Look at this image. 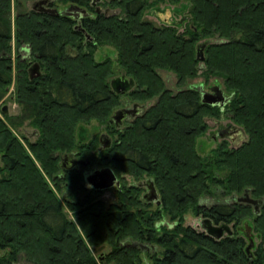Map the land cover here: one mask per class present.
<instances>
[{
    "label": "trees",
    "instance_id": "16d2710c",
    "mask_svg": "<svg viewBox=\"0 0 264 264\" xmlns=\"http://www.w3.org/2000/svg\"><path fill=\"white\" fill-rule=\"evenodd\" d=\"M20 1L0 0V101L14 82L20 107L17 115L0 116V264L19 255L28 264H264V0L102 1L107 14L89 0H59L86 8L80 27L90 39L71 17L21 12ZM160 2L187 3V19L178 26L144 19ZM204 41L199 62L195 49ZM100 46L114 48L116 65L135 82L123 96L137 104L157 98L119 130L109 120L122 96L109 86L112 60H94ZM29 62L41 69L32 80ZM159 70L173 73L179 87L199 72L205 81L220 78L230 99L219 108L202 104L196 88L172 93ZM226 113L247 141L236 148L222 141L199 155L204 119ZM92 121L114 136L108 149L96 152L94 139L77 141ZM25 123L35 130L33 142L16 134ZM74 152L88 156L90 166L111 168L120 182L121 174L151 179L160 205L151 210L137 184L121 183L116 202L106 206L102 192L84 188L82 170H60V157ZM211 186L230 203L200 205V197L213 195ZM245 190L263 201L257 214L232 203ZM190 212L232 224L233 235L216 241L184 226ZM249 218L260 242L247 254L235 229ZM104 245L110 251L99 262L93 252Z\"/></svg>",
    "mask_w": 264,
    "mask_h": 264
},
{
    "label": "rangeland",
    "instance_id": "374dc122",
    "mask_svg": "<svg viewBox=\"0 0 264 264\" xmlns=\"http://www.w3.org/2000/svg\"><path fill=\"white\" fill-rule=\"evenodd\" d=\"M39 0H21L19 2V11L21 12H29L30 10H34L35 8L34 5L37 3ZM102 1H109V0H102ZM51 4L53 8H56L58 11L64 10L65 8L69 7V3H62L59 0H51ZM154 9L158 10V12H151L148 10L145 15L144 19H147L149 21L154 22L156 25H161V24H166L164 23L165 21L172 24H178L183 21L182 19H187L188 17V11H187V3L185 2H180L179 4L176 5H169L167 3H157L154 6ZM37 10V9H36ZM105 8L101 7V11H104ZM16 10L12 11L11 14V21H12V34H14V27H13V21L16 16ZM108 13V12H107ZM179 32L183 31V27L178 28ZM215 42H218V40H214ZM12 47H14V41L12 42ZM20 55L22 57H25L26 52L24 49L19 50ZM15 52L14 50L12 51V61H13V66L15 65ZM105 58H109L112 60L113 64V69H114V77L119 76L123 73L121 69L116 65L115 60H116V52L114 48L111 46H100L96 49L94 53V60L96 62H100L104 60ZM160 77L164 81L165 88L170 90L172 93H176L180 90H183L185 88H197L198 86H203L205 90H208L209 88L219 85L222 89L223 83L220 78H210L208 81H205L204 78L201 76L199 72V76L195 79L188 80L187 83L183 87L177 86V79L175 75L171 72L168 71H163L159 70L158 71ZM13 76H14V71H13ZM224 90V89H223ZM14 97V82L13 84L8 88L7 93L3 96L2 100L0 101V116L2 114V107L6 106L8 109V116H13L17 115L20 112V107L14 102L13 100ZM157 98H154L148 102L145 103H138L142 106H144L146 109L155 104ZM121 104L119 108H124V107H130L135 104L131 100L127 99L125 96L121 97L120 100ZM118 108V109H119ZM117 110V109H116ZM115 110V111H116ZM205 123L208 126V130L205 133L204 136L200 137L197 139L196 142V150L199 155L201 156H207L209 155L210 151L214 149L219 143L222 141H226L230 147L236 148L239 145H241L243 142L247 141V136L245 135L243 129L240 126L235 125L231 120H230V115L228 113L222 114L220 117L214 118V117H207L204 119ZM129 121H125L123 123L122 128L126 127ZM84 132L79 134L77 136V141L81 144L88 143L91 140H96L97 145H98V139L99 136L102 134H108L111 136L106 130L105 125H100L96 122H91L88 125H83ZM231 126L232 134L229 136H220L219 133L221 130H227V127ZM35 130L31 127L28 126L27 123H25L22 127L17 129L16 134L18 137L20 136H25L26 138L29 139V141L33 142L36 139V135H34ZM111 138L113 139L114 136L112 135ZM0 167H2L1 163V154H0ZM95 168L93 166H90L89 169ZM122 180L121 183L122 185L125 186H132L136 185L139 181H135L131 176L127 174H121ZM147 181V177H143L140 181ZM211 191L213 193L212 196H202L199 198V203L200 205H206V206H211L214 204H228L230 203L228 198H222L219 195V189H217L214 186H211ZM145 194V189L142 191V195ZM238 195V197H240ZM59 198H61V195H59ZM99 200L103 201V203L107 206L112 203L116 202V196L114 193V189H108L105 190L101 193L99 196ZM264 201V200H263ZM151 205V210H154L156 208L155 204L152 203ZM69 217H71L70 212H68L66 209L64 210ZM201 217H196L192 214V212L187 213L184 217V226H190L196 230L201 231L200 229V220ZM252 218H249L245 220L237 229H235V232L238 234V236H241L244 241L246 248L249 246V244L252 242L254 247L250 249V253H253L255 250V247L259 244L260 240L257 237V235L253 231V226H252ZM164 223L166 225H169L168 218L164 219ZM232 224L230 225V227ZM233 230V227H232ZM110 251L109 247L104 245L101 248L96 249L93 252L94 257L98 260L97 257L101 255H106ZM156 253L160 251V249H155ZM154 252V250H153ZM2 252H0V255ZM146 255L142 254V260L144 261L146 259ZM100 262V261H99ZM11 264H28L23 255H19L17 258V261ZM112 264V263H111Z\"/></svg>",
    "mask_w": 264,
    "mask_h": 264
},
{
    "label": "water",
    "instance_id": "95a60500",
    "mask_svg": "<svg viewBox=\"0 0 264 264\" xmlns=\"http://www.w3.org/2000/svg\"><path fill=\"white\" fill-rule=\"evenodd\" d=\"M101 0H92L91 6H96ZM39 7L37 9L39 12L47 13L54 16H65L71 17L74 19L77 24L75 29L82 31L85 35L86 39H90L89 35L80 27V21L84 17L89 15V12L80 6L70 4L69 7L65 8L64 10L58 11L56 8L51 7V0H39L35 4ZM34 8V7H33ZM96 13L101 12V8L98 6L95 7ZM104 14H107V11H103ZM166 24H170L168 22H164ZM209 42L204 41L196 45V59L199 62L204 61V49ZM27 74L30 80L38 77L41 75L40 65L37 62L31 63L29 62V67L27 69ZM109 86L113 93L116 95L123 96L135 88V82L132 78L121 74L119 76L113 77L109 80ZM200 95V101L202 104H206L209 106H217L219 108H223L229 101L230 96L226 95L224 90L219 86H213L207 90L203 88V86H198L196 88ZM144 106L139 105L137 103L132 105L130 109H117L112 114L109 124H114L117 128H119L122 124V121L130 116L135 117V112L137 113L138 108H142ZM8 109L6 106L2 107V114L7 115ZM138 114V113H137ZM111 139L108 135L102 134L99 136L98 145L99 148L97 149L98 152L108 149L111 146ZM66 159H70L68 163H66ZM90 165L89 157H85L84 160H77L72 157V154H64L60 157L59 161V168L60 170L70 171L72 168L75 167H82L85 168L86 166ZM83 176V185L84 188L87 190H94L103 192L108 189H119L121 186L120 180L115 175L114 171L109 167H99L93 168L92 170H84L82 172ZM147 192L143 195L142 199L147 203H154L156 206L160 205L158 191L155 188L153 181L151 179H147L146 182ZM231 201L240 204H247L252 205L254 207L253 211L255 214L258 213L260 206H262L263 201L258 199H253L249 197V190H245L241 197L232 196ZM200 229L203 231L207 236L213 238L214 240L218 241L224 237H229L233 235V231L230 225L227 224H219L215 225L212 221L208 218H202L200 220ZM253 243L251 242L249 246L246 248L247 254H249V250L253 247ZM103 255L98 257L99 261H102Z\"/></svg>",
    "mask_w": 264,
    "mask_h": 264
},
{
    "label": "flooded vegetation",
    "instance_id": "af4514ba",
    "mask_svg": "<svg viewBox=\"0 0 264 264\" xmlns=\"http://www.w3.org/2000/svg\"><path fill=\"white\" fill-rule=\"evenodd\" d=\"M91 1L92 0H89V4L91 5ZM102 2V0L99 2V3H101ZM99 3H97L96 4V6H99ZM96 6H93L94 8L96 7ZM34 8H37V9H39V7L38 6H36V5H34ZM82 8H85V7H82ZM86 9V8H85ZM208 91V90H207ZM227 95V94H226ZM140 105V104H139ZM125 109H130V107L128 108V107H124ZM131 108H132V106H131ZM119 109H122V107L121 108H119ZM146 108L145 107H142V108H138L136 111H137V113L135 112V117H130V116H128V117H126L123 121H122V124H121V126L119 127V128H117L114 124H110V125H113V126H115V128L116 129H122V126H123V123L125 122V121H129V122H131L132 120H134L136 117H138V116H140L141 114H142V112L145 110ZM110 121V120H109ZM232 130L233 129H231V126H229V127H227V130H221L220 131V133H219V135L220 136H229L230 134H232ZM106 134V133H105ZM106 135H108V134H106ZM109 136V135H108ZM110 137V139H111V142H112V138H111V136H109ZM99 148V145H98V147H97V149ZM97 149H96V152H98L97 151ZM72 154V157L74 158V159H77V160H84L85 159V157H80V155L78 154V152H74V153H70V155ZM63 156V155H62ZM69 160L70 159H66V163H68L69 162ZM89 167H90V165H88V166H86L85 168H82V167H75V168H72L70 171H72V170H82V172L84 171V170H92V169H89ZM119 179V178H118ZM148 179V178H147ZM120 180V179H119ZM147 181L145 180V181H139L138 183H137V185L142 189V191L145 189V193L147 192V187H146V183ZM243 194V193H242ZM242 194H241V196H242ZM144 195V194H143ZM143 195H142V197H143ZM240 196V197H241ZM238 197V196H237ZM249 197H250V193H249ZM232 203H235V202H233L232 201ZM238 204H240V203H238ZM243 204H245V203H243ZM250 206H252V205H250ZM253 207V206H252ZM253 209H254V207H253ZM231 229H232V226H231ZM252 249V248H251ZM249 252H250V250H249Z\"/></svg>",
    "mask_w": 264,
    "mask_h": 264
},
{
    "label": "clouds",
    "instance_id": "9594fccd",
    "mask_svg": "<svg viewBox=\"0 0 264 264\" xmlns=\"http://www.w3.org/2000/svg\"><path fill=\"white\" fill-rule=\"evenodd\" d=\"M157 226H158V222H157Z\"/></svg>",
    "mask_w": 264,
    "mask_h": 264
}]
</instances>
